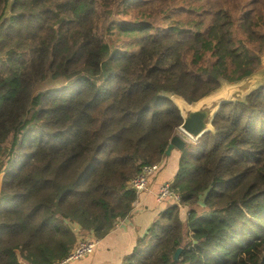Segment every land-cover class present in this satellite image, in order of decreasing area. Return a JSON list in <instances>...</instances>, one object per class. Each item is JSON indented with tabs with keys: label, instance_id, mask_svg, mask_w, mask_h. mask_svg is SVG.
Returning <instances> with one entry per match:
<instances>
[{
	"label": "trees",
	"instance_id": "trees-1",
	"mask_svg": "<svg viewBox=\"0 0 264 264\" xmlns=\"http://www.w3.org/2000/svg\"><path fill=\"white\" fill-rule=\"evenodd\" d=\"M28 4L0 0V264L61 260L76 228L106 235L182 122L168 95L195 101L264 53V0H59L38 23ZM212 124L179 149L180 204L121 264H264V81Z\"/></svg>",
	"mask_w": 264,
	"mask_h": 264
},
{
	"label": "crops",
	"instance_id": "crops-1",
	"mask_svg": "<svg viewBox=\"0 0 264 264\" xmlns=\"http://www.w3.org/2000/svg\"><path fill=\"white\" fill-rule=\"evenodd\" d=\"M178 157L179 149L176 148L171 162H168L167 157L160 161L162 166L158 172H154L150 176L147 188L137 193L129 215L120 219L106 235L95 238L92 232L81 233L76 228V240L82 236L93 237L96 239L95 248L90 254L64 264H121L124 256L132 251L137 238L146 231L167 204L156 200V192L160 183L173 179L177 169ZM184 207V205H179L182 219L186 217L185 212H182ZM22 262L29 264L24 260Z\"/></svg>",
	"mask_w": 264,
	"mask_h": 264
},
{
	"label": "water",
	"instance_id": "water-1",
	"mask_svg": "<svg viewBox=\"0 0 264 264\" xmlns=\"http://www.w3.org/2000/svg\"><path fill=\"white\" fill-rule=\"evenodd\" d=\"M254 74L255 72L232 82L223 80L217 88L192 102H188L179 94H169V98L173 100L180 111L182 122L178 129L185 136L180 132L175 133L169 140L165 154L168 155L172 148L181 149L186 142V137L196 140L203 132L213 130L212 120L220 106L226 102L243 99L261 82L251 83V77ZM237 89L243 91L235 97H229L228 92ZM178 250L175 252V256Z\"/></svg>",
	"mask_w": 264,
	"mask_h": 264
},
{
	"label": "built area",
	"instance_id": "built-area-1",
	"mask_svg": "<svg viewBox=\"0 0 264 264\" xmlns=\"http://www.w3.org/2000/svg\"><path fill=\"white\" fill-rule=\"evenodd\" d=\"M160 168V161L144 164L140 171L135 174L129 181L128 185L134 189L136 193L144 190L148 186L150 176ZM156 200L167 204H180L179 193L172 188L171 181L165 180L160 183L156 192ZM120 219L116 220L115 224ZM114 224V225H115ZM96 244V239L93 237L82 236L71 247L67 255L52 264H64L69 261L82 258L93 252Z\"/></svg>",
	"mask_w": 264,
	"mask_h": 264
},
{
	"label": "rangeland",
	"instance_id": "rangeland-1",
	"mask_svg": "<svg viewBox=\"0 0 264 264\" xmlns=\"http://www.w3.org/2000/svg\"><path fill=\"white\" fill-rule=\"evenodd\" d=\"M58 2H59V0H28L29 4L26 7L27 11H25L26 18L30 17V22L34 23L36 20V19H34L35 14L40 15V18H41V16H46V14H47L46 12L51 14L53 12L54 8L57 10ZM49 11H51V12H49ZM6 13L10 14L9 8H7ZM120 15L123 16V18L128 19V15H126V14L124 15L122 13H120ZM35 23H38V22H35ZM259 81H261V82L264 81V53L262 55V67H260L258 70H256L255 74L251 77V83L252 84L257 83ZM42 84L43 85L36 88V90H38L40 88H44L46 86H50L53 84V82L51 80H46ZM242 91L243 90H241V89H237L235 91H229L228 95H229V97H235V96H237V94H240ZM177 132H180L181 135L185 136L179 129L177 130ZM186 140H191V139L186 137ZM175 152H176V148H173V150L168 155L165 156L168 158V160H169L168 162H171V160L173 158V154ZM160 166H162V164ZM156 172H158V170ZM2 175H3V173L0 172V184L2 182ZM183 211L187 215V207L186 206L184 207V210H182V212ZM76 235H77V233H76Z\"/></svg>",
	"mask_w": 264,
	"mask_h": 264
}]
</instances>
